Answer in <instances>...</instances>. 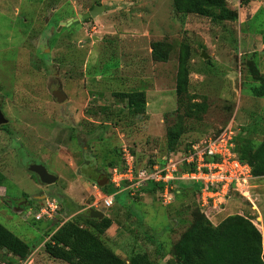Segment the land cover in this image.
Segmentation results:
<instances>
[{
	"label": "rangeland",
	"instance_id": "obj_1",
	"mask_svg": "<svg viewBox=\"0 0 264 264\" xmlns=\"http://www.w3.org/2000/svg\"><path fill=\"white\" fill-rule=\"evenodd\" d=\"M225 2L236 19L181 13L172 0H0V102L8 119L0 127V223L31 249L25 259L0 250V264H68L44 251L57 221L34 218L51 196L61 221L76 213L67 215L66 204L110 216L100 237L121 258L145 252L155 264H177L171 248L189 225L197 192L188 187L175 195L174 181V197L164 202L159 188L131 193L122 186L106 208L93 205L92 184L110 176L114 160L124 164V153L146 167L229 122L235 135L262 139L264 96L253 95L251 86L264 82V0ZM95 4L105 7L97 16L62 24ZM155 41L170 44L167 61L152 58ZM181 45L190 50L189 94L207 109L199 119L185 117L184 132L168 140L178 115ZM59 87L66 95L61 102L53 94ZM137 89L145 91L146 109L133 115L112 93ZM31 163L43 164L57 180L41 183L28 170ZM216 207L222 210H213L214 224L239 213L264 235V176Z\"/></svg>",
	"mask_w": 264,
	"mask_h": 264
},
{
	"label": "trees",
	"instance_id": "obj_2",
	"mask_svg": "<svg viewBox=\"0 0 264 264\" xmlns=\"http://www.w3.org/2000/svg\"><path fill=\"white\" fill-rule=\"evenodd\" d=\"M172 2L178 12L195 13L213 21L236 19L237 16L235 11L226 7L225 0H172ZM170 51V44L164 41L151 43V55L156 61H167ZM189 59L188 45H181L175 86L178 115L176 123L166 131L168 140H174L184 132L185 117L199 119L207 109L204 101H194V97L189 94ZM251 90L255 96H264V82L259 86H251ZM112 95L125 101V107L130 114L139 115L145 112L144 90L114 91ZM1 128L5 129L6 125H2ZM191 144L183 151H186ZM234 144L238 158L249 164L252 175L264 176V136L256 142L240 133L235 135ZM175 154L163 156L170 157ZM153 161L150 159L147 165L152 164ZM114 166L122 167L123 161L114 160L112 167ZM184 168L188 167L184 166ZM109 179L110 176L106 173L103 179L94 180L93 183L97 184L104 193L112 194L118 188L110 183ZM4 180L5 175L0 171V187ZM170 183L173 184L174 181ZM175 183L177 186L175 195L183 194L182 191L188 187L196 193L192 182L175 180ZM162 187V183H148L138 188L137 192L152 191ZM50 198L56 199L54 196ZM216 208L209 206L202 210L197 204L196 208L191 210L192 218L189 225L171 248L177 264H264V235L255 223L248 216L234 213L214 224L212 219L216 214L213 210ZM217 209L222 210L220 207ZM59 210L60 208L58 212ZM64 211L67 215L76 213L64 221L56 219V216L52 219L57 222L53 223L55 227L46 233L47 239L43 242L44 251L50 257L68 264H155L145 252L133 253L128 260H125L102 241L100 236L112 224V219L107 214L102 218H95L90 216L89 209L77 212V209L70 204L65 205ZM3 249L19 259L27 258L31 252L27 242L0 223V250Z\"/></svg>",
	"mask_w": 264,
	"mask_h": 264
},
{
	"label": "built area",
	"instance_id": "obj_3",
	"mask_svg": "<svg viewBox=\"0 0 264 264\" xmlns=\"http://www.w3.org/2000/svg\"><path fill=\"white\" fill-rule=\"evenodd\" d=\"M235 128L236 124L229 122L218 132L192 143L186 151L170 157L162 156L160 162L154 160L146 167L134 166V156L129 152L124 153L125 163L122 167L114 166L111 169L109 181L118 188L117 191L124 186L131 193L148 183H162V199L169 202L174 197V185L170 182L186 180L195 184L197 202L202 210L209 206L216 207L224 203L233 190L241 191L244 184L247 185L254 177L249 164L241 161L234 151ZM92 187L94 206L107 208L113 204V193H104L97 184H92ZM58 209L56 199L46 198L34 218L40 220L46 217L52 220Z\"/></svg>",
	"mask_w": 264,
	"mask_h": 264
},
{
	"label": "water",
	"instance_id": "obj_4",
	"mask_svg": "<svg viewBox=\"0 0 264 264\" xmlns=\"http://www.w3.org/2000/svg\"><path fill=\"white\" fill-rule=\"evenodd\" d=\"M104 5L102 4H95L93 5L88 12L84 14H78L77 18H74L72 20H68L67 22H62L63 25H69L73 21L79 19V20H84L89 17H95L98 14H100L104 10ZM204 58H206V54H202ZM54 96L56 97L58 102H61L65 97V93L61 90V88H57L53 91ZM8 119L4 115L2 109H1V102H0V126L5 125L7 123ZM28 170L31 171L32 173H35L38 176V179L41 183L43 184H52L57 180V176L48 172L46 167L41 164V163H31L28 166ZM89 214L92 217L95 218H102L104 216V213L98 209L90 208L89 209Z\"/></svg>",
	"mask_w": 264,
	"mask_h": 264
},
{
	"label": "clouds",
	"instance_id": "obj_5",
	"mask_svg": "<svg viewBox=\"0 0 264 264\" xmlns=\"http://www.w3.org/2000/svg\"><path fill=\"white\" fill-rule=\"evenodd\" d=\"M95 184V183H94Z\"/></svg>",
	"mask_w": 264,
	"mask_h": 264
},
{
	"label": "flooded vegetation",
	"instance_id": "obj_6",
	"mask_svg": "<svg viewBox=\"0 0 264 264\" xmlns=\"http://www.w3.org/2000/svg\"><path fill=\"white\" fill-rule=\"evenodd\" d=\"M1 127V126H0Z\"/></svg>",
	"mask_w": 264,
	"mask_h": 264
}]
</instances>
